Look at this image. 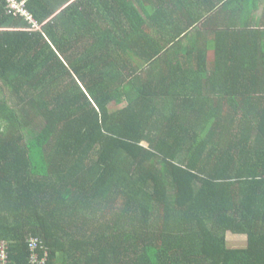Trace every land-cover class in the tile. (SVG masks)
<instances>
[{"label":"trees","instance_id":"trees-1","mask_svg":"<svg viewBox=\"0 0 264 264\" xmlns=\"http://www.w3.org/2000/svg\"><path fill=\"white\" fill-rule=\"evenodd\" d=\"M260 1L30 0L31 30L0 0L10 264L29 263L32 237L45 264H264ZM176 9L228 22L187 47ZM212 44L230 78L193 93Z\"/></svg>","mask_w":264,"mask_h":264},{"label":"crops","instance_id":"crops-1","mask_svg":"<svg viewBox=\"0 0 264 264\" xmlns=\"http://www.w3.org/2000/svg\"><path fill=\"white\" fill-rule=\"evenodd\" d=\"M178 1H180V0H178ZM183 1L193 2V9H195V11H193V13L197 14L199 12H202V10H200V8L198 7V4H201L202 0H183ZM250 1H252V0H250ZM260 3H261L260 9L257 10L256 12H254L253 14H248L249 17H247L248 19H251L255 23H260L261 20L264 19V13L262 10L264 7V0H261ZM181 6L182 5L179 4V7H181ZM175 11L176 12H173L171 14V15H173V14H175V15H173L172 17L171 16L169 17L170 20L173 19V20H177V21L181 22L182 24H190L191 28L187 32L186 36H184V39L182 41V44L187 46V47L191 46V45H197L198 40H201L204 38V37H201V31L199 30V29H201V27L202 28L204 27V24H206V26L203 28L202 31L206 35L207 32H210L206 29L214 28V26H216L217 23L223 24V23L228 22V19H225V18H221L220 19L221 21H218V19L213 18V16L211 14L208 16L201 15L200 17H198V16L188 17V16L182 15L183 13H186L183 10L176 9ZM208 18H209L208 23H206V20ZM192 25H195V26H192ZM220 28L221 27H219V29ZM200 44H201V42H200ZM207 50H208V60L206 61V66L208 67L209 71L207 73H202L201 75L197 76L196 80L187 81V82L196 81L197 82L196 87L186 84L187 89L190 88L193 91V93L204 92V94H206V92H208V91H210V89H212V84L215 86L219 81L224 82L226 80H229V78H230V76H228V75L218 74V72L220 70L218 69V72H217V70L215 68V65H219L220 62H221V67L223 68V66L225 65V62L224 63L222 61L216 62L214 45L213 44L209 45L207 47ZM192 63H193V66H196L197 60H193ZM241 77H242V81L248 82V81H250V79H252L254 77V75L253 74H245V75H242ZM232 79L234 81H236L237 78L235 76H233ZM252 80H255V79H252ZM256 80L259 81V79H256ZM226 107L232 108L231 105H227Z\"/></svg>","mask_w":264,"mask_h":264},{"label":"built area","instance_id":"built-area-1","mask_svg":"<svg viewBox=\"0 0 264 264\" xmlns=\"http://www.w3.org/2000/svg\"><path fill=\"white\" fill-rule=\"evenodd\" d=\"M6 3L7 13L25 18L31 24V30H41L42 24L38 22L33 13L28 7L30 0H4ZM31 256L28 264H45L46 256L41 258L39 249H43L42 242L36 238L32 237L28 241ZM0 264H10L9 254H8V244L5 241L0 243Z\"/></svg>","mask_w":264,"mask_h":264},{"label":"rangeland","instance_id":"rangeland-1","mask_svg":"<svg viewBox=\"0 0 264 264\" xmlns=\"http://www.w3.org/2000/svg\"><path fill=\"white\" fill-rule=\"evenodd\" d=\"M122 107H123V106H122ZM117 108H119V107H117ZM231 240H232V239H231ZM242 245H243V244H240V243H238V244H236V245L233 244V243L230 244L231 247H232V246H233V247H243Z\"/></svg>","mask_w":264,"mask_h":264}]
</instances>
